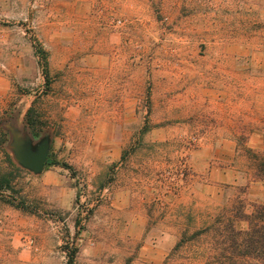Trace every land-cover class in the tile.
<instances>
[{"label":"rangeland","instance_id":"obj_1","mask_svg":"<svg viewBox=\"0 0 264 264\" xmlns=\"http://www.w3.org/2000/svg\"><path fill=\"white\" fill-rule=\"evenodd\" d=\"M136 1L0 0V169L21 170L0 264H163L218 212L264 204L262 181L216 194L264 153V0ZM45 134L35 175L13 146Z\"/></svg>","mask_w":264,"mask_h":264},{"label":"trees","instance_id":"obj_2","mask_svg":"<svg viewBox=\"0 0 264 264\" xmlns=\"http://www.w3.org/2000/svg\"><path fill=\"white\" fill-rule=\"evenodd\" d=\"M32 113L28 112V123L38 137L44 126L38 124ZM249 152L252 153V180L241 188V195L247 193L253 182H264V153H255L252 149ZM8 161L12 172L7 174L0 169V191L13 192V180L21 170L10 158ZM179 259L180 264H264V204H256L252 212H246L240 201L239 205L232 206L231 212H218L202 228L184 233L163 264ZM74 260L75 252L69 264H74Z\"/></svg>","mask_w":264,"mask_h":264},{"label":"water","instance_id":"obj_3","mask_svg":"<svg viewBox=\"0 0 264 264\" xmlns=\"http://www.w3.org/2000/svg\"><path fill=\"white\" fill-rule=\"evenodd\" d=\"M18 134L19 132L17 130L12 131L14 139L18 140V138H16ZM17 142L18 144L13 146V160L15 163L21 168L31 171L35 175L41 174L48 160L51 137L45 134L37 140L30 137L28 140H19Z\"/></svg>","mask_w":264,"mask_h":264},{"label":"crops","instance_id":"obj_4","mask_svg":"<svg viewBox=\"0 0 264 264\" xmlns=\"http://www.w3.org/2000/svg\"><path fill=\"white\" fill-rule=\"evenodd\" d=\"M122 3L123 4L130 3V4H132L131 6H133V5L137 4L138 2L136 0H123ZM228 51H230V50H228ZM235 171H232V172L236 173ZM222 175H223L224 180H221V181L218 182V184L216 186V189H217V193L216 194L219 197H220V195H222V198H223V196L225 195V193L227 191H230L233 194H236V193L240 194V190H241L242 187H244L245 184H242L239 176L234 174V177H235V180H234L233 178L227 177V174H225V173L224 174L222 173ZM252 185H253V183H252ZM210 188L214 189L215 187H210ZM205 223L206 222H204V224Z\"/></svg>","mask_w":264,"mask_h":264},{"label":"built area","instance_id":"obj_5","mask_svg":"<svg viewBox=\"0 0 264 264\" xmlns=\"http://www.w3.org/2000/svg\"><path fill=\"white\" fill-rule=\"evenodd\" d=\"M118 24L122 25L123 24V21L119 20Z\"/></svg>","mask_w":264,"mask_h":264}]
</instances>
